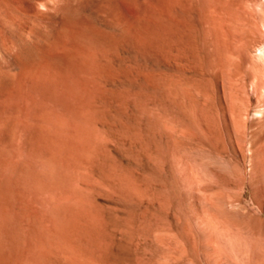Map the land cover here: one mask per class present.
I'll return each mask as SVG.
<instances>
[{
    "label": "rangeland",
    "instance_id": "374dc122",
    "mask_svg": "<svg viewBox=\"0 0 264 264\" xmlns=\"http://www.w3.org/2000/svg\"><path fill=\"white\" fill-rule=\"evenodd\" d=\"M0 1L21 25L0 31V75L23 79L0 92L19 108L0 111V264H264V65L250 59L264 0ZM82 28L93 55L60 69ZM69 91L87 125L65 111ZM41 104L89 137L50 190L17 172L26 130L7 139L6 119L33 125Z\"/></svg>",
    "mask_w": 264,
    "mask_h": 264
},
{
    "label": "bare ground",
    "instance_id": "6f19581e",
    "mask_svg": "<svg viewBox=\"0 0 264 264\" xmlns=\"http://www.w3.org/2000/svg\"><path fill=\"white\" fill-rule=\"evenodd\" d=\"M19 1V0H18ZM33 1V0H32ZM1 2V1H0ZM13 2V1H12ZM110 2V1H109ZM47 4V3H46ZM169 4V3H168ZM237 4V3H236ZM10 5V4H9ZM52 6V5H51ZM21 7V6H20ZM147 9V8H146ZM42 10V9H41ZM47 10V8H46ZM136 10V9H135ZM157 10V9H156ZM45 11V10H44ZM41 12V11H40ZM55 12V11H53ZM147 12V11H145ZM43 13V11H42ZM236 13V12H235ZM44 14V13H43ZM58 14V13H57ZM68 14V13H67ZM240 14V13H239ZM72 15V14H71ZM62 16V15H61ZM82 16V15H81ZM75 17V16H74ZM72 19V18H71ZM74 19V18H73ZM79 19V18H78ZM239 19V18H237ZM84 20V19H83ZM81 21V20H80ZM167 21V20H166ZM125 22V21H124ZM150 22V21H149ZM152 22V21H151ZM159 22V21H158ZM84 23V22H83ZM151 24V23H150ZM164 24V23H162ZM58 25V24H57ZM157 25V24H156ZM155 25V26H156ZM168 25V24H167ZM166 26V25H165ZM171 26V25H170ZM238 26V25H237ZM173 28V26H172ZM159 29V28H157ZM216 29V28H215ZM158 31V30H156ZM53 32V31H52ZM49 33V32H48ZM24 35V34H23ZM29 35V34H28ZM27 35V36H28ZM122 35V34H121ZM18 36V35H17ZM74 36V35H73ZM113 36V35H112ZM118 36V34H117ZM126 36V35H125ZM97 35H95L92 31L86 29V28H82L78 33L75 34L74 39L75 42L77 44L76 48L74 49L73 55H70L69 57H64L63 55H58L57 56V60L56 62L50 57L51 55L46 52L44 53L46 55V57H49V59H51L52 61H54L55 64H57V66L62 69L65 70L67 69V67H73V65H69L72 60L73 57H76V62L77 64L74 65V69L76 68L78 71L83 70L86 65H87V61L91 58V56L93 55V50L96 47L95 43L96 41H99V38H97ZM121 37V36H120ZM28 38V37H27ZM108 38V37H107ZM30 39V38H28ZM27 39V40H28ZM168 39V37H167ZM237 40V39H236ZM18 41V40H17ZM26 42V41H25ZM69 42V41H68ZM95 46V47H94ZM25 44H23L22 48L25 49ZM164 48V47H163ZM35 49V48H34ZM37 49V48H36ZM7 50V49H6ZM31 50V49H30ZM170 50V49H169ZM212 50V49H211ZM29 51V50H28ZM40 51V50H39ZM73 51V50H72ZM8 52V51H6ZM24 52V51H23ZM26 52V51H25ZM69 52V51H68ZM172 52V51H171ZM31 54V53H30ZM29 54V55H30ZM41 54V53H40ZM43 54V55H44ZM66 54V53H65ZM69 54V53H68ZM42 55V54H41ZM8 56V55H7ZM16 57V56H15ZM168 60V58H167ZM41 61V60H39ZM18 62V63H17ZM16 62V67H14V70L16 73H18L19 75L25 74L22 69V66L20 64V61ZM23 63V62H21ZM40 63V62H39ZM46 63V62H45ZM25 64V63H24ZM42 64V63H41ZM73 64H75V62H73ZM158 64V63H157ZM15 65V64H14ZM39 65V64H38ZM167 65V64H166ZM26 66V65H25ZM47 66V65H46ZM130 66V65H129ZM33 67V65H32ZM174 67V66H173ZM44 68V67H43ZM37 69V68H36ZM35 69V70H36ZM174 69V68H173ZM38 70V69H37ZM40 70V69H39ZM39 72V71H38ZM32 73V72H31ZM34 74V73H33ZM50 74V73H48ZM69 74V73H68ZM166 74V73H165ZM51 75H53L51 73ZM55 75V73H54ZM50 76V75H48ZM47 76V77H48ZM59 76V75H58ZM165 76V75H164ZM31 77V76H30ZM46 77V76H45ZM44 76H42L41 74H37L36 76L33 77L34 81H32L33 83H40L43 85H46V89H45V94L48 96L47 100L50 102H54L55 98L53 97V93L51 92V90H48L51 84V80L49 78H45ZM53 77V76H52ZM55 77V76H54ZM171 77V76H170ZM23 78V77H22ZM29 79V78H28ZM31 79V78H30ZM52 79V78H51ZM62 79V78H61ZM163 79V77H162ZM23 80V79H21ZM21 80L20 79H13L11 77H7L0 75V92L1 95H11V93L13 94L14 92H16L17 90H19V88L21 87ZM166 80V79H165ZM164 80V81H165ZM53 81V80H52ZM54 82V81H53ZM52 82V83H53ZM166 82V81H165ZM54 84V83H53ZM56 86V85H55ZM172 86V84H171ZM58 90V89H57ZM166 90V89H165ZM55 91V88H54ZM170 91V90H169ZM10 93V94H9ZM57 93V92H56ZM75 93V92H74ZM68 95L70 96V100L69 102L72 104V106H65L67 108H65V111H68V113L70 115H72L74 118H76L77 121L82 122L84 125H87L90 122L91 119V114L89 113V111L87 110V107L85 108L84 106H82V104L79 102V100L76 99V97H74V95L71 93L70 91L68 92ZM77 96V95H76ZM40 97V96H39ZM46 98V97H44ZM54 98V99H53ZM57 98V97H56ZM40 99V98H39ZM173 99V98H172ZM45 100V99H44ZM34 101V100H33ZM31 103V102H30ZM33 104V103H32ZM36 104V103H35ZM30 105V104H29ZM36 106V105H35ZM53 106V105H52ZM52 106H44L43 104H41L40 106H37L38 108V114L35 115L33 117V121L34 124L30 125L27 122H21L19 121L17 118L12 117L9 119H6V123H7V139L9 141H12L14 136L13 134L15 133L14 131H16L19 127L21 129L26 130L25 132H27V138H26V143H25V151H26V158L24 162H21L18 164L17 167V172L18 174L22 175L23 179H31L33 181L36 182L37 188H41V187H46L48 188V190L50 189H54L56 186H58L64 175H62V173L64 174L65 169H66V160L68 161L69 156H72L73 154L76 153V141L78 140H85L86 142L89 141V137L88 135H84L81 134V128L79 127V125L77 123H75L73 126L69 127L66 125L63 116L59 115V114H55L52 112L51 107ZM54 107V106H53ZM12 110V112L14 111V113L19 112V108L16 105H3L2 103H0V111H6L8 109ZM28 108V107H27ZM36 108V109H37ZM35 110V109H34ZM56 112V111H55ZM2 113V112H1ZM10 114V113H9ZM13 114V113H12ZM28 115V114H26ZM68 119V118H67ZM107 126V124H106ZM17 128V129H16ZM86 129V128H85ZM15 135V134H14ZM81 138V139H80ZM23 141V140H21ZM95 142V141H94ZM106 145V144H105ZM24 151V152H25ZM23 152V151H22ZM22 154V153H21ZM40 158H45L47 160H50L52 162L55 163L56 168L55 171L52 175L50 176H45V175H41L36 168V164L37 161ZM93 162V161H92ZM2 167L4 168H9L12 163L8 160H3L1 162ZM67 170V169H66ZM66 174V173H65ZM15 175V174H14ZM13 175V176H14ZM70 175V174H69ZM72 175V174H71ZM94 176V175H93ZM20 177V176H19ZM21 179V178H20ZM7 180V179H5ZM19 180V179H17ZM34 182V183H35ZM33 184V183H32ZM35 185V184H34ZM9 186V185H8ZM19 187V186H18ZM95 187V186H94ZM23 188V187H22ZM36 188V187H35ZM13 189V188H12ZM11 189V190H12ZM17 189V188H16ZM13 191V190H12ZM11 191V193H12ZM49 192V191H48ZM60 192V191H59ZM10 193V194H11ZM124 193V192H123ZM13 194V193H12ZM21 195V194H19ZM36 195V194H35ZM53 195V194H52ZM55 195V194H54ZM53 195V196H54ZM129 195V194H128ZM7 196V195H6ZM14 196V194H13ZM42 196V195H41ZM51 196V195H50ZM4 197V196H3ZM48 199V197H46ZM52 198V197H51ZM13 199V198H12ZM41 199V197H40ZM2 200V199H1ZM14 200V199H13ZM12 200V201H13ZM37 200V199H36ZM49 200V199H48ZM52 200V199H51ZM55 200V197H54ZM10 201V198H9ZM8 201V202H9ZM16 201V200H15ZM55 202V201H54ZM53 202V203H54ZM49 203V202H48ZM8 204H11V202H9ZM14 204V203H13ZM36 204V203H35ZM50 204V203H49ZM24 205V204H23ZM6 206V205H5ZM8 206V205H7ZM47 206H49L47 204ZM51 206V205H50ZM54 206V205H53ZM2 207V204H1ZM9 207V206H8ZM13 207V206H12ZM28 207V205H27ZM40 207V206H39ZM61 207V206H60ZM11 208V206H10ZM22 208V206H21ZM62 208V207H61ZM5 209V208H4ZM3 209V211H4ZM12 209V208H11ZM14 209V207H13ZM40 209V208H38ZM9 210V209H8ZM6 211V210H5ZM64 211V210H63ZM11 212V211H10ZM66 212V209H65ZM9 214V213H8ZM7 214V215H8ZM17 214V213H16ZM37 214V213H36ZM45 214V213H44ZM1 215V214H0ZM12 215V214H11ZM49 215V214H48ZM31 216V214H30ZM44 216V215H43ZM83 216V215H82ZM11 217V216H10ZM25 217V216H24ZM14 218V217H13ZM17 218V217H16ZM15 219V218H14ZM13 219V220H14ZM12 221V220H11ZM23 221V220H22ZM20 221V222H22ZM27 221V219H26ZM38 222V220H37ZM95 223V222H94ZM19 224V223H18ZM22 225V224H21ZM1 226V225H0ZM35 226V225H34ZM39 225H37L38 227ZM15 227V226H14ZM97 228V227H96ZM25 229V228H24ZM20 230V229H19ZM18 230V232H19ZM4 231V230H3ZM28 231V230H27ZM7 232V231H6ZM83 232V231H82ZM37 233V232H36ZM93 233V232H92ZM2 234V233H1ZM0 234V235H1ZM18 235H20L19 233H17ZM91 234V233H89ZM28 235V234H27ZM36 235V234H35ZM34 236V235H33ZM36 237V236H35ZM10 239V237H9ZM19 239V237H18ZM14 240V239H13ZM34 240V239H31ZM37 240V239H36ZM35 240V241H36ZM15 241V240H14ZM3 242V241H2ZM32 242V241H31ZM7 243V242H6ZM1 244V243H0ZM5 244V243H4ZM30 244V242H29ZM24 245V244H23ZM32 245V244H31ZM39 245V244H37ZM21 246V245H20ZM36 246V245H35ZM18 247V246H17ZM34 247V246H33ZM10 248V247H9ZM3 249V247H2ZM27 249V248H26ZM6 250V249H5ZM10 250V249H9ZM50 250V249H49ZM4 251V250H3ZM7 251V250H6ZM26 251V250H25ZM29 251V249H28ZM34 251V250H33ZM36 251V250H35ZM18 252V251H17ZM50 252V251H49ZM4 254V253H2ZM1 256H4L2 255ZM29 254V253H28ZM31 254V253H30ZM34 254V252H33ZM33 256V255H32ZM30 257V256H29ZM38 257V256H37ZM40 257V256H39ZM18 258V257H17ZM63 258V257H62ZM1 259V258H0ZM41 259V257L39 258V260ZM27 260V259H26ZM66 260V259H65ZM2 261V260H1ZM48 261V260H47ZM49 262V261H48ZM42 263V262H41ZM60 263V262H59ZM7 264V263H6ZM22 264V263H20ZM25 264V263H24ZM52 264V263H50Z\"/></svg>",
    "mask_w": 264,
    "mask_h": 264
},
{
    "label": "clouds",
    "instance_id": "9594fccd",
    "mask_svg": "<svg viewBox=\"0 0 264 264\" xmlns=\"http://www.w3.org/2000/svg\"><path fill=\"white\" fill-rule=\"evenodd\" d=\"M47 2L55 8L63 6L66 0H47ZM38 7L45 9L44 4H40ZM20 27L18 13L14 9L0 8V31L15 33L20 30ZM4 59L5 57L0 55V64H3ZM250 59L255 64L264 65V43H260L254 47L250 53ZM36 168L41 175L50 176L54 173L56 165L50 160L40 158L37 161Z\"/></svg>",
    "mask_w": 264,
    "mask_h": 264
}]
</instances>
